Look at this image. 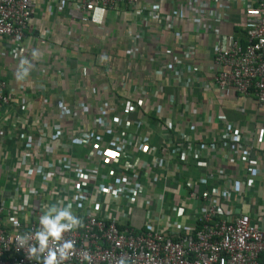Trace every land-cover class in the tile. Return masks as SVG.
<instances>
[{
  "label": "built area",
  "instance_id": "built-area-1",
  "mask_svg": "<svg viewBox=\"0 0 264 264\" xmlns=\"http://www.w3.org/2000/svg\"><path fill=\"white\" fill-rule=\"evenodd\" d=\"M37 1L49 15L64 12L63 18L81 27L91 22L93 10L113 13L116 24L121 13L129 17L124 55L142 56L158 77L137 97L148 108L163 97L168 117L152 126L130 98L119 102L114 115L105 112V103L78 104L69 118L89 108L100 111L98 118L86 131L57 127L55 141L43 150L61 147L64 153L47 162L25 141L23 113L41 121L39 111L25 109L27 96L44 98L57 89L63 68L72 66L71 75H77L81 43L77 38V52L67 48L71 53L56 58L58 69L50 71L52 29L37 32L30 23L34 0H0V122L17 115L8 127L12 138L0 142V264H36L16 237L38 227L44 205L60 201L70 203L83 224L66 234L74 242L67 264H117L120 258L126 264H264V0ZM233 12V30L223 34L219 25ZM200 35L209 59L203 69L195 63L199 52L191 40ZM160 37L172 46L156 44L146 58L149 42ZM43 55L49 59L43 70L15 87L7 84L1 71L9 64L17 68L27 58L37 68ZM118 84L130 85L127 74ZM167 85L175 92L167 95ZM194 91L203 104L210 102L206 92L238 99L236 113L252 129L208 116L193 101ZM131 113L140 115L129 119ZM75 142L83 156L71 148Z\"/></svg>",
  "mask_w": 264,
  "mask_h": 264
},
{
  "label": "crops",
  "instance_id": "crops-1",
  "mask_svg": "<svg viewBox=\"0 0 264 264\" xmlns=\"http://www.w3.org/2000/svg\"><path fill=\"white\" fill-rule=\"evenodd\" d=\"M37 3L38 1L34 0L36 11L32 14L30 23L36 26L37 32L41 31L43 28L45 29L46 26L52 29L50 30V37L54 45L52 47L53 55H51V58H53L52 60L54 62L50 63L52 65L50 71L58 69V66L55 64L56 58L63 59L66 54L65 52H69V50L77 52L74 47L77 38L81 44L78 47L77 67H74L76 68L77 75H71L69 68H73L72 66L63 69L60 68L62 71L60 82L57 83V89L52 90L49 88V91L47 88L48 85L45 84L49 93H47L44 98H36L34 95L27 96V106L25 109L32 107L34 111H39V113H41L39 114L41 118L40 123L33 122V117H27L26 114L23 113V118L29 127L26 129L25 141L30 144L32 149L36 150L38 154L45 156L49 163L55 158L58 159L62 157L64 152L61 147L51 153L43 150L44 145L47 144L49 140L51 141L52 139V141H55L53 139V133L56 132L57 127L63 129V131H67L69 127H75L77 131L78 128L86 131L87 125H92L100 114V111L97 113L95 108H89L80 115L77 113L69 118L67 112H71L78 104L86 106L87 104H94L95 102H97V104L105 103V109L110 110L105 112L114 115L117 112L114 111V109L119 108V102L124 98H130L133 100V104L141 110L140 113L148 118L149 123H152V126H154V121L159 118L166 119L168 117L165 112V100L163 97L158 102L151 103L150 109L145 99L137 97L140 89L146 84L153 85L154 82L158 81V77L153 75L152 68L149 66L150 64L146 63L147 60L143 59L142 56L135 60H131L124 55V49L127 46L125 32L126 25L129 23V17L121 13V21H119V24H116L114 22L115 15L113 13H105V15L102 13L98 22H92L94 12L91 11V22L81 27L63 18L64 12L57 18V14L49 15L45 12V8L39 7ZM102 18L103 21L101 23ZM55 19L58 20L56 22L57 25L54 26L52 23ZM235 20H237L236 12L230 13L229 21L227 23L222 22L219 25L221 32L224 34L232 31V23ZM131 26V28H134L132 24ZM64 30H71L72 32L70 35H64ZM184 30H189V27H184ZM105 33L110 35L112 43L105 38ZM191 40H194L193 42H195L197 51L199 52L196 56L195 63L198 67H202V69L206 68L209 65V59L203 51V46L206 42L205 37L200 35L194 39L191 38ZM149 43L151 44L147 47V52L149 53L147 54L148 56L145 55L146 58L151 56L150 53L156 44H165L164 46L166 47L172 46V42L167 41L163 37L153 39V41ZM95 44H99L98 48L94 47ZM90 50L91 52H89ZM93 50L95 53H93ZM108 61L111 62V66H107ZM48 62V56L43 55L42 59L39 61L40 66L32 68L29 78L34 77V75L43 70L42 66L46 67ZM15 71L16 65L13 64H9L1 71L7 84L12 87L19 84L18 81L13 78L15 77ZM126 74L130 78V85L127 87H120L118 81ZM51 77L49 72L47 82L52 83ZM103 86H107L106 90L101 91V87ZM91 89H94L93 93H91ZM164 91L167 95L175 92L168 85L165 86ZM200 97L201 95H199L198 91H194L193 101L203 104L204 102ZM204 97L206 100L207 98L210 99V102L207 103L208 105L203 104L208 116L219 120L225 119L233 124L239 123L241 126L244 125L252 129V126L245 122V120L248 121V118L238 117L236 113V110L242 104L238 99L229 97L214 98L213 94L209 92H206ZM137 115L139 116L140 114ZM137 115L131 113L129 119H135ZM15 116L17 115H14L12 112L9 117H6L2 120L3 122H0V142L6 141L7 143V140L12 138L10 137L11 135L8 137V127L9 124L13 122ZM22 124L23 123H20V125ZM122 125H127V123L123 121ZM259 125L264 124L260 123ZM77 131L75 130V132ZM105 139L107 140L108 138L105 137ZM10 143H12V141H10ZM23 143L24 141L21 140L18 144L14 145L16 148H20L23 146ZM71 148L76 151L79 156H83L84 149H82L78 143L71 146ZM98 148L99 150H103L105 145H100Z\"/></svg>",
  "mask_w": 264,
  "mask_h": 264
},
{
  "label": "clouds",
  "instance_id": "clouds-1",
  "mask_svg": "<svg viewBox=\"0 0 264 264\" xmlns=\"http://www.w3.org/2000/svg\"><path fill=\"white\" fill-rule=\"evenodd\" d=\"M33 57H37L36 52H33ZM31 71L32 61L25 58L17 65L15 79L22 83ZM81 227L82 221L72 211L70 203L46 204L38 217V227L18 234L16 242L19 248L26 249L27 258L36 261V264H67L74 255V242L66 238V234ZM85 259L90 261L91 257L85 256ZM117 264H126V261L120 258Z\"/></svg>",
  "mask_w": 264,
  "mask_h": 264
},
{
  "label": "rangeland",
  "instance_id": "rangeland-1",
  "mask_svg": "<svg viewBox=\"0 0 264 264\" xmlns=\"http://www.w3.org/2000/svg\"><path fill=\"white\" fill-rule=\"evenodd\" d=\"M93 12H94V16L92 18V22H98V20L102 16V12H100L99 10H93ZM132 216H133V222L135 224H138L139 221H140L139 213L138 212H134Z\"/></svg>",
  "mask_w": 264,
  "mask_h": 264
}]
</instances>
